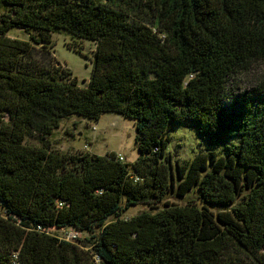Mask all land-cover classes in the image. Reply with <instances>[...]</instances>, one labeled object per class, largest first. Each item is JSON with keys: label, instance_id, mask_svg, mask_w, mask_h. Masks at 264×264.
Returning a JSON list of instances; mask_svg holds the SVG:
<instances>
[{"label": "trees", "instance_id": "1", "mask_svg": "<svg viewBox=\"0 0 264 264\" xmlns=\"http://www.w3.org/2000/svg\"><path fill=\"white\" fill-rule=\"evenodd\" d=\"M60 31L95 44L85 86L46 60ZM259 62L264 0H0V264H264V80L236 92ZM109 112L134 120L132 164L26 143ZM188 120L208 144L174 172ZM137 204L162 206L120 217ZM68 227L93 240L49 232Z\"/></svg>", "mask_w": 264, "mask_h": 264}, {"label": "rangeland", "instance_id": "2", "mask_svg": "<svg viewBox=\"0 0 264 264\" xmlns=\"http://www.w3.org/2000/svg\"><path fill=\"white\" fill-rule=\"evenodd\" d=\"M11 38L29 40L26 31L19 28L11 29L8 32ZM53 46L50 48V55L46 60H50L56 66L62 65L72 71L78 78L81 86H85L90 78L92 70V57L95 44L91 41H76L71 35L64 31L55 32L51 35ZM71 45L75 46L73 48ZM37 47V45H35ZM79 49V50H78ZM38 58H43L41 55ZM264 80V62H259L253 68L243 74L236 86V92L255 87L254 82ZM171 139L166 149L170 156L173 171H176L177 162H184L206 150L208 139L203 137L197 130L193 121L173 123L170 128ZM134 120L119 113H103L98 120L87 119L78 115H72L62 119L59 126L54 129L47 138L41 139L38 135L28 136L26 143L29 145L41 146L43 143L49 149L56 150L63 154H79L87 151L90 154L104 155L114 151L121 155L129 164H132L140 152L135 142ZM226 139L223 138L222 144ZM221 144V145H222ZM220 148V147H218ZM198 194L189 191L185 197H178L169 194L168 202L184 204L188 200H197ZM158 207H150L146 204L132 205L124 209L120 217L129 218L143 211L156 212ZM213 210L223 207L211 206ZM61 239L68 238L77 244L88 245L92 241L91 234L86 231H77L72 228H51L49 231Z\"/></svg>", "mask_w": 264, "mask_h": 264}, {"label": "built area", "instance_id": "3", "mask_svg": "<svg viewBox=\"0 0 264 264\" xmlns=\"http://www.w3.org/2000/svg\"><path fill=\"white\" fill-rule=\"evenodd\" d=\"M118 157L120 160H123V157L121 155H118ZM64 239L69 240L68 238H64Z\"/></svg>", "mask_w": 264, "mask_h": 264}]
</instances>
